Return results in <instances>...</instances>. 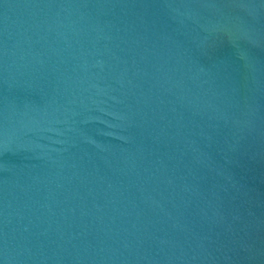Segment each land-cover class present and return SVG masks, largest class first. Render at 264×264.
Segmentation results:
<instances>
[{"label": "water", "instance_id": "obj_1", "mask_svg": "<svg viewBox=\"0 0 264 264\" xmlns=\"http://www.w3.org/2000/svg\"><path fill=\"white\" fill-rule=\"evenodd\" d=\"M0 264H264V0H0Z\"/></svg>", "mask_w": 264, "mask_h": 264}]
</instances>
